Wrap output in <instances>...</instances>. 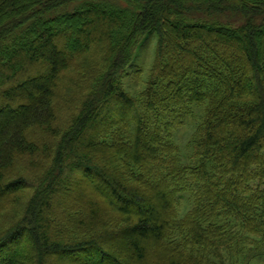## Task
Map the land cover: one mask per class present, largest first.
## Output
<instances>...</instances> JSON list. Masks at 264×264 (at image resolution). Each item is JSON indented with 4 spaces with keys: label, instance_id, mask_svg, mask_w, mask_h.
<instances>
[{
    "label": "trees",
    "instance_id": "trees-1",
    "mask_svg": "<svg viewBox=\"0 0 264 264\" xmlns=\"http://www.w3.org/2000/svg\"><path fill=\"white\" fill-rule=\"evenodd\" d=\"M56 89L76 104L63 128ZM31 158L41 176H9ZM188 175L209 191L224 180L210 222L219 206L233 220L264 207V0H0V199L32 194L0 264H143ZM103 207L126 223L129 254L96 236Z\"/></svg>",
    "mask_w": 264,
    "mask_h": 264
},
{
    "label": "rangeland",
    "instance_id": "rangeland-1",
    "mask_svg": "<svg viewBox=\"0 0 264 264\" xmlns=\"http://www.w3.org/2000/svg\"><path fill=\"white\" fill-rule=\"evenodd\" d=\"M71 42V40L64 41L63 48L69 46ZM153 48L152 42L143 52V65H147L149 52ZM38 72L39 70H34L31 74ZM69 77L72 76L70 75ZM66 85H69L67 78L63 80L62 86ZM53 95L54 112L57 118L56 124L63 128L69 123L71 116L76 111V104L72 105V103H69V100L65 99L60 89H56ZM186 128H188L187 132H189L191 125ZM33 132L36 133V137H40L37 134L38 132ZM187 132L185 133L183 129L177 136V144L180 147L178 152L183 154L184 157L192 154L191 150L185 145ZM89 135L90 133L87 132L86 135L78 137V140L80 141ZM47 165L40 158L19 159L14 164L13 169L10 170L9 176L21 173L29 178L39 177ZM72 176L78 178L76 174ZM186 179L188 187L178 191L174 196L175 207L171 211L173 224L171 230L162 241H150L146 244L147 254L143 264H264V207L258 205L252 212H245V216H240L233 220L224 215V210L220 209L219 206L215 224L210 222L213 209L207 206L208 197H212L214 194H221L219 189L223 186L224 180L212 179L213 183L218 182L220 185H218L219 189L209 191L212 190V187L210 188L206 180H198L197 177L191 175H188ZM31 195L30 192H22L9 199H0V237L4 236L5 233L7 234L8 230H16L17 226L22 225V222L26 221V214H23L22 210L27 208ZM59 197L51 199L50 211H56V202ZM78 213L80 214L79 218L83 221L88 215L86 209L82 211V207L78 210ZM115 215L113 210L104 209L101 214V221L96 220L93 222V229L97 230V237L102 238L103 241L108 240L110 242L112 249L113 247L122 248L120 254L127 255L130 252L129 238L123 233L118 234V231L124 228L126 223L120 222ZM246 216L254 218V222L244 227ZM77 219L78 217H74V223H76ZM69 226L72 233L78 231L77 224ZM83 228L80 227L81 230ZM11 231L7 234L8 236L11 233H15V231ZM222 233L223 236L225 234L226 236L228 235L227 237H233V240L224 242V239L220 238ZM201 234L205 236V239L199 238ZM209 237L212 238L213 242H216L215 245L217 247L215 245L207 246L210 245L208 242ZM3 247L1 252L4 251V254L10 253L12 250L10 248L15 249L17 243L10 247ZM253 252H260L261 257H251L250 255ZM46 264H54V260H49Z\"/></svg>",
    "mask_w": 264,
    "mask_h": 264
}]
</instances>
